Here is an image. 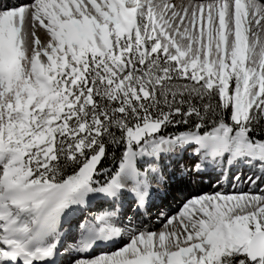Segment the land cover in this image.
Returning a JSON list of instances; mask_svg holds the SVG:
<instances>
[{"label": "snow or ice", "instance_id": "6c2138e0", "mask_svg": "<svg viewBox=\"0 0 264 264\" xmlns=\"http://www.w3.org/2000/svg\"><path fill=\"white\" fill-rule=\"evenodd\" d=\"M0 264H264V0H0Z\"/></svg>", "mask_w": 264, "mask_h": 264}, {"label": "rangeland", "instance_id": "374dc122", "mask_svg": "<svg viewBox=\"0 0 264 264\" xmlns=\"http://www.w3.org/2000/svg\"><path fill=\"white\" fill-rule=\"evenodd\" d=\"M174 203H175V202H174V201H172V204H173V205H174Z\"/></svg>", "mask_w": 264, "mask_h": 264}]
</instances>
